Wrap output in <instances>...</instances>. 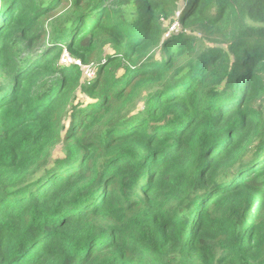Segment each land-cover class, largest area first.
I'll list each match as a JSON object with an SVG mask.
<instances>
[{
  "label": "trees",
  "instance_id": "1",
  "mask_svg": "<svg viewBox=\"0 0 264 264\" xmlns=\"http://www.w3.org/2000/svg\"><path fill=\"white\" fill-rule=\"evenodd\" d=\"M0 264H264V0H0Z\"/></svg>",
  "mask_w": 264,
  "mask_h": 264
},
{
  "label": "built area",
  "instance_id": "2",
  "mask_svg": "<svg viewBox=\"0 0 264 264\" xmlns=\"http://www.w3.org/2000/svg\"><path fill=\"white\" fill-rule=\"evenodd\" d=\"M62 62L67 65L80 66V68L83 70L85 78L88 77L90 79H93L95 77V73L92 71V69H90L88 66L83 65L81 61L72 58L67 52H65V54L63 55Z\"/></svg>",
  "mask_w": 264,
  "mask_h": 264
},
{
  "label": "rangeland",
  "instance_id": "3",
  "mask_svg": "<svg viewBox=\"0 0 264 264\" xmlns=\"http://www.w3.org/2000/svg\"><path fill=\"white\" fill-rule=\"evenodd\" d=\"M175 26V25H174ZM56 157H58V156H61V148L59 147V148H57V150H56Z\"/></svg>",
  "mask_w": 264,
  "mask_h": 264
}]
</instances>
